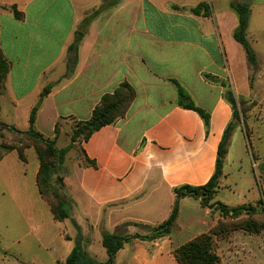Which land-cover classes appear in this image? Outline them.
<instances>
[{
  "label": "crops",
  "instance_id": "1",
  "mask_svg": "<svg viewBox=\"0 0 264 264\" xmlns=\"http://www.w3.org/2000/svg\"><path fill=\"white\" fill-rule=\"evenodd\" d=\"M231 1L0 0V48L10 65L0 92L1 123L27 131L31 110L38 105L34 129L55 139L56 148L62 149L58 145L69 140L72 126L89 120L103 95L121 83L135 92L125 117L82 142V157L66 169L62 183L70 202L69 219L56 221L40 196L39 162L33 148L25 149V162L15 150L0 161V178L11 201L29 210L38 199L61 226L64 250L57 263L64 264L73 248L77 232L73 222L81 228L95 224L105 213L107 233L125 227L129 237L145 235L137 233L136 226L155 227L167 220L175 187L208 182L219 142L232 120L225 97L229 90L250 106L244 125L252 157L248 165L260 182L258 193L252 190L249 199H233L224 169L241 160L229 141L214 202L264 209V131L260 129L264 125V0H245L250 5L246 39L255 54L254 71L233 38L238 18ZM200 3L207 4L209 15L190 12ZM11 6L22 14L20 20L14 18ZM170 80L209 113L207 134L196 112L177 106ZM44 88L48 93L39 102ZM253 118L261 121L260 126ZM237 130L236 126L233 138ZM6 133L9 140L0 143L10 144L14 137L5 130L4 138ZM31 150L37 161L28 169ZM85 158L94 164H85ZM183 206L202 208L210 217L208 229L200 234L221 219L217 211L185 197L179 200L176 228L170 235L180 230ZM191 221L200 224L195 218ZM169 236L152 242L131 239L117 256L121 262L129 256L136 264H177L176 248L168 251Z\"/></svg>",
  "mask_w": 264,
  "mask_h": 264
},
{
  "label": "trees",
  "instance_id": "2",
  "mask_svg": "<svg viewBox=\"0 0 264 264\" xmlns=\"http://www.w3.org/2000/svg\"><path fill=\"white\" fill-rule=\"evenodd\" d=\"M230 6L238 18V25L233 33V38L242 47L245 52L247 62L251 67V70L254 71L256 68L255 54L246 39L250 5L245 0H232ZM9 10L12 12L16 20H20L22 18V14L16 10L15 6H11ZM190 12L194 15H209L208 6L205 3H200L196 7L191 8ZM9 69L10 65L3 56L0 48V92ZM170 82L176 89L177 106L196 112L203 121L207 134L209 129V113L196 106L190 100L189 95L176 81L170 80ZM47 93L48 88H44L40 94L39 102ZM134 97L135 92L128 83H121L111 94L103 95L99 103L93 109L90 119L84 122H77L72 126L73 131L71 135V144L62 149L56 148L55 139H47L34 129V119L38 105L31 110L29 116V129L27 131H17L16 129L8 127L0 122V129L2 131L8 130L14 134L20 135L21 137H24L23 142H25V144H23L22 141H16L10 144L1 142L0 161L10 151L15 150L18 154V158L22 162H25V149L33 148L39 162L36 183L40 196L49 205L53 218L56 221L62 222L69 219V206L66 198L59 193L58 190H55L52 187V176L58 172L65 155L76 140L82 139L83 142L87 141L89 137L100 128L115 124L118 120L123 119L129 106L134 100ZM225 97L232 108V120L226 126L221 141L219 142L215 170L208 182L202 186L182 185L175 187L173 189L175 198L170 216L163 223L155 227L145 226L147 231V234L145 235L135 234L129 237L118 230L113 233H102L101 245L106 253L105 261L99 262L90 256L82 244V236L77 235L74 239V246L69 255L66 257L64 264H114L117 253L131 239L152 242L169 236L176 228L179 200L185 197L198 200L203 208L214 209L223 219L227 217L236 219L241 215H245L247 219L238 221L237 226L234 225V228L251 234L264 232V219L261 221L254 218V216L263 209L262 207L252 205L228 207L220 202H214L222 176V168L224 158L227 153V147L231 135L237 126L235 121L237 120L239 113L243 116L241 113L242 110H244L246 114L247 110L250 108L246 102L241 99H237L230 90L227 91ZM238 107L241 112L239 110L237 111ZM82 152L83 151L81 149V154ZM84 163L94 164L87 158L84 159ZM263 202L261 201L259 204L261 205ZM73 225L77 228V230L79 229L75 222H73ZM227 226H229L228 223L218 221L217 224L211 227L208 232L200 234L176 248L173 251L175 262L177 264H220L221 258L214 251L213 243L215 238L222 237L224 233L228 232L226 229Z\"/></svg>",
  "mask_w": 264,
  "mask_h": 264
},
{
  "label": "rangeland",
  "instance_id": "3",
  "mask_svg": "<svg viewBox=\"0 0 264 264\" xmlns=\"http://www.w3.org/2000/svg\"><path fill=\"white\" fill-rule=\"evenodd\" d=\"M238 110L240 111L239 107L237 108ZM241 113L243 116L239 113L235 121L238 134L235 138L232 135L230 139L234 156L237 160H241L237 165L241 166L236 165L224 169V181H226L227 186H230L232 197L236 200L245 197L249 199L252 195L250 194L252 190L258 193V185L260 182V179L256 177L255 172L248 165L252 161L251 148L245 135L244 127L247 124L244 110ZM257 119L253 118L252 122L254 124L258 123L257 126H260L261 121ZM260 127L261 131H264V125ZM72 131L73 129H71V133L69 134V140L65 139L58 146L66 147L71 144ZM2 132L0 129V141H8L10 135L6 133V138H4ZM12 135L14 138L9 141L10 143L16 141L23 142L24 137L14 133ZM82 142V139H79L72 144L70 150L64 157L63 163L60 165V169L52 176V187L65 196L68 206L70 202L64 193L62 179L66 175V169L70 163L81 158ZM255 156H257L256 152ZM36 161L34 151L31 150L28 169H31ZM23 168L24 165H22ZM10 197L0 178V264H60L56 260L61 258L64 250L63 238L60 237L61 226L52 220L48 206L37 199L31 202V208L29 210L26 207L20 206L19 208V206L11 201ZM192 201L190 200V203ZM211 210L215 211L214 209ZM202 217L205 220L203 225L201 224ZM193 218L200 223L198 226L192 224L193 220L191 221V219ZM254 218L262 221L264 219V209L256 214ZM245 219H247L245 215H241L236 219L232 217L218 219V221L229 224L226 227L228 232L224 233L222 237L215 238L213 243L214 251L222 258V264H264V232L251 234L234 228V225L237 226L238 221ZM210 222V217L204 216V210L202 208L183 206L178 221L180 230L173 232L169 236L168 251L174 250L196 235L205 232ZM117 230L126 233L128 229L125 227H116L114 231ZM135 230L139 234L147 233L145 226L138 225ZM104 232H106L105 213L95 224L86 223L84 227L79 228L72 237V246H74V239L77 235H81L82 244L88 254L99 262L105 261L106 253L101 245V237ZM129 249H131L130 244L126 246L128 253ZM114 264L136 263L129 256H127L125 262H121V258L116 256Z\"/></svg>",
  "mask_w": 264,
  "mask_h": 264
}]
</instances>
